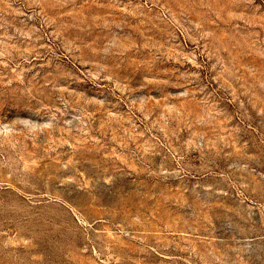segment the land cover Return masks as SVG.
<instances>
[{
	"label": "rangeland",
	"instance_id": "374dc122",
	"mask_svg": "<svg viewBox=\"0 0 264 264\" xmlns=\"http://www.w3.org/2000/svg\"><path fill=\"white\" fill-rule=\"evenodd\" d=\"M0 264H264V0H0Z\"/></svg>",
	"mask_w": 264,
	"mask_h": 264
}]
</instances>
